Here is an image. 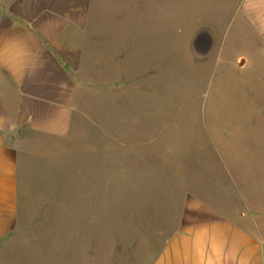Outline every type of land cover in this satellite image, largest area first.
I'll use <instances>...</instances> for the list:
<instances>
[{"label": "rangeland", "instance_id": "rangeland-1", "mask_svg": "<svg viewBox=\"0 0 264 264\" xmlns=\"http://www.w3.org/2000/svg\"><path fill=\"white\" fill-rule=\"evenodd\" d=\"M243 1L92 0L69 131L36 136L22 167L29 255L149 264L186 200L219 212L264 185V44Z\"/></svg>", "mask_w": 264, "mask_h": 264}, {"label": "crops", "instance_id": "crops-1", "mask_svg": "<svg viewBox=\"0 0 264 264\" xmlns=\"http://www.w3.org/2000/svg\"><path fill=\"white\" fill-rule=\"evenodd\" d=\"M91 4L0 0V264H44L29 255L21 234L22 167L36 136L69 131L82 86L76 64L87 61ZM241 13L261 47L264 0H244ZM110 61H119L116 52ZM259 64L264 74V63ZM258 160L264 172V154ZM243 190L242 204L219 212L198 199L186 200L183 207L195 213L182 215V232L172 235L149 264H264V185Z\"/></svg>", "mask_w": 264, "mask_h": 264}]
</instances>
